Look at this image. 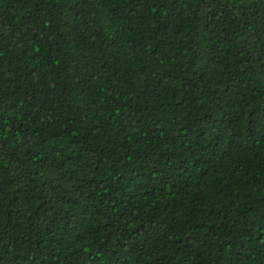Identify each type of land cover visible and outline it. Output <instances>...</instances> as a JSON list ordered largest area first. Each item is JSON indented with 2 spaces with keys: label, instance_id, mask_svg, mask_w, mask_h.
<instances>
[{
  "label": "trees",
  "instance_id": "trees-1",
  "mask_svg": "<svg viewBox=\"0 0 264 264\" xmlns=\"http://www.w3.org/2000/svg\"><path fill=\"white\" fill-rule=\"evenodd\" d=\"M0 264H264V0H0Z\"/></svg>",
  "mask_w": 264,
  "mask_h": 264
}]
</instances>
